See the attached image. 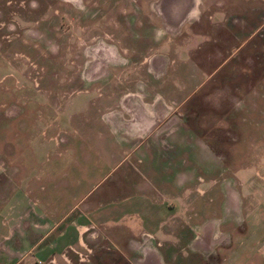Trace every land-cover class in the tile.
I'll return each mask as SVG.
<instances>
[{
	"label": "rangeland",
	"instance_id": "1",
	"mask_svg": "<svg viewBox=\"0 0 264 264\" xmlns=\"http://www.w3.org/2000/svg\"><path fill=\"white\" fill-rule=\"evenodd\" d=\"M260 161L264 0H0L4 264H138L92 213L136 192L174 196L185 240L220 220L209 246L224 248L171 264L257 261L264 199L236 223L224 197ZM77 215L82 243L59 254Z\"/></svg>",
	"mask_w": 264,
	"mask_h": 264
},
{
	"label": "crops",
	"instance_id": "2",
	"mask_svg": "<svg viewBox=\"0 0 264 264\" xmlns=\"http://www.w3.org/2000/svg\"><path fill=\"white\" fill-rule=\"evenodd\" d=\"M250 167L247 166L237 169L236 173L240 176L238 177L236 174V179L240 184H237L236 190L232 187L226 189V195L224 197V211L226 215L235 220L236 223L240 221L242 215H244L245 220L248 217L246 215V208L249 210V201L251 199H264V178L262 177L264 176V166L261 161L253 163V167L251 168L254 173L252 176L249 174ZM173 198L175 197L162 198L155 196L153 193L136 192L122 199L107 204H101L96 208L97 210H92V213H95H93V218L97 222L115 223L127 231L128 238H130L127 245L129 249L132 250V253L138 254V264H171L176 254L182 253L181 251L186 248L193 253L199 250L212 252L219 247L224 248V243L220 245V242L216 245L214 244L215 246L213 249H210L209 246L213 239V232L211 231L221 226L220 220L218 222L212 220L210 223L211 230L209 232L211 237L209 233H206L207 236L204 237L201 235V240H199L198 243H196L195 240L196 237L199 238L200 235H196L195 237L194 232L191 230L192 228L187 226L189 234L188 239L185 240L186 227L183 226V222L180 220L181 204L176 203ZM261 205L262 203H260V206ZM3 208V205L0 203V239L4 236L14 238L12 231L15 228L11 230V228H7L3 222L1 216L4 211ZM252 208L253 207H250V209ZM80 219V215H77V224L74 221V226L69 224L67 228H60V234H65L68 232L69 228L72 227V239H75V241L71 240L67 244L62 245L59 249V254L68 247L78 246L82 243L83 230L81 228L82 224L80 223ZM196 222L197 221H195V223ZM51 226L52 224L50 223L48 227L43 228L51 229ZM8 230L9 234L5 235V232ZM196 233H199V230H196ZM135 239L138 240V243ZM184 240L189 246L187 244H182ZM42 252L44 253L45 250L33 256L45 259L41 256ZM47 255L57 256L58 254L56 252H48ZM257 261L259 262L256 263ZM257 261L249 259L246 264H264V256ZM4 263V260H0V264Z\"/></svg>",
	"mask_w": 264,
	"mask_h": 264
},
{
	"label": "flooded vegetation",
	"instance_id": "3",
	"mask_svg": "<svg viewBox=\"0 0 264 264\" xmlns=\"http://www.w3.org/2000/svg\"><path fill=\"white\" fill-rule=\"evenodd\" d=\"M143 100H145V98H142Z\"/></svg>",
	"mask_w": 264,
	"mask_h": 264
}]
</instances>
